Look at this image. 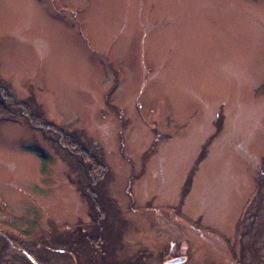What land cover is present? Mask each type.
Wrapping results in <instances>:
<instances>
[{
	"label": "rangeland",
	"instance_id": "obj_1",
	"mask_svg": "<svg viewBox=\"0 0 264 264\" xmlns=\"http://www.w3.org/2000/svg\"><path fill=\"white\" fill-rule=\"evenodd\" d=\"M0 264H264V0H0Z\"/></svg>",
	"mask_w": 264,
	"mask_h": 264
}]
</instances>
